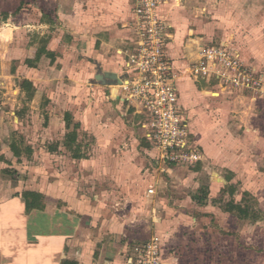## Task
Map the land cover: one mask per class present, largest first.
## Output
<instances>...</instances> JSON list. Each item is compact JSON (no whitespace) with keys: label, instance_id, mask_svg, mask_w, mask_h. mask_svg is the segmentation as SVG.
Returning <instances> with one entry per match:
<instances>
[{"label":"rangeland","instance_id":"374dc122","mask_svg":"<svg viewBox=\"0 0 264 264\" xmlns=\"http://www.w3.org/2000/svg\"><path fill=\"white\" fill-rule=\"evenodd\" d=\"M40 1L22 2L10 13L8 24L5 14L0 15V54L9 63L17 57L12 65L0 67L2 181L23 192L42 191L59 207L54 211L62 222L74 220L81 234L98 243L110 241L114 253L120 247L129 255L155 240L164 264H264V0L167 4L164 15L167 19L172 11L176 16L186 49L181 69L182 79L189 82L180 83V91L189 106L194 146L202 154L195 165L159 159L158 151L143 141L140 113L118 98V84L96 79L106 72L96 63L97 52L114 57L113 67L121 66L123 73L120 46H102L109 33L101 29L112 25L125 31L122 40L130 43L132 15L122 21L105 8L108 0H80L73 17L55 21L56 4ZM40 11L48 14L42 18ZM87 19L97 20L96 32ZM40 21L47 27L40 29ZM29 22L35 28L24 30ZM16 25L22 30H15ZM46 37L51 41L44 58L31 70L25 56L29 51L35 56ZM209 46L240 54L262 79L261 85L246 90L188 74L185 70ZM27 78L35 84L30 93L20 89ZM77 124L84 158L75 160L65 141ZM152 186L156 194L149 196ZM203 188L209 194L204 206L192 199ZM231 189L236 190L233 197ZM246 198L255 206L258 222L240 220L222 209L225 203Z\"/></svg>","mask_w":264,"mask_h":264},{"label":"built area","instance_id":"2783aa9c","mask_svg":"<svg viewBox=\"0 0 264 264\" xmlns=\"http://www.w3.org/2000/svg\"><path fill=\"white\" fill-rule=\"evenodd\" d=\"M170 0H135L131 9L132 35L124 57L118 98L129 110L141 115L144 138L160 154L159 159L174 165H195L202 154L194 146L190 118L181 104L179 81L183 70L168 55V43L175 30L164 13ZM208 79L215 78L235 88L256 89L261 78L253 75L240 54L225 46L203 48L196 62L187 70ZM155 194V188L148 190ZM127 264H164L155 240L143 250L128 255Z\"/></svg>","mask_w":264,"mask_h":264},{"label":"crops","instance_id":"0c3cea01","mask_svg":"<svg viewBox=\"0 0 264 264\" xmlns=\"http://www.w3.org/2000/svg\"><path fill=\"white\" fill-rule=\"evenodd\" d=\"M24 1L30 2L31 0H0V15L9 14L7 24L10 22V18L12 17L10 13H14V10L18 11L17 9ZM49 1L56 4V16L52 17L55 21H58V17L60 18L59 20L73 17V14H75L78 10L81 3L80 0ZM40 2L43 3L42 0ZM92 2L93 0H87V3L92 4ZM129 2L130 0H110V2L108 0V2H105L107 7L105 5L104 6L106 9H108V7L110 8L108 9V12H110L111 15H114L116 19H121L123 21L125 18L128 19L131 16V13L129 14L128 11L131 10L133 4H129ZM171 12L172 11L167 12V19L169 25H171L175 30V35L173 36V40L168 43L167 51L168 55L175 61L176 65L179 68H182L181 64L183 62L181 59L186 57V49L183 47L181 42L183 34H179V31L176 30L177 18L176 16H173L174 14ZM45 14L47 15L48 13L45 11L42 13V11H40V16L42 18ZM19 16H23V14H20ZM13 20L15 22V19ZM87 20L92 21V19ZM92 23L93 25H89V28L91 30L93 29V32H96L95 30L98 28L97 20L93 19ZM39 25L40 29L47 27V24H45L44 21H40ZM33 27L35 28V26L29 22L24 30L32 29ZM100 27L101 26L99 25V28ZM14 29L17 30L21 28L16 25ZM15 30L12 29L13 34L16 32ZM101 30H104V34L109 33L108 40H102V46H120V49L117 50L118 54L124 49H129L130 43H127L126 41L124 44V41L122 40V38L126 35L125 31L116 30L112 25L108 29ZM30 31L31 30H29V32ZM44 39L43 45H49L51 40H48V37ZM97 44L98 41L94 42L93 47L96 48ZM15 46H17V43L14 41L13 49L11 47L13 53L16 51ZM189 47L190 46L188 45V48ZM18 50L25 52L26 48L23 50L18 48ZM38 50L39 49H37L35 56H32V53H29V51L25 56V63L27 60L34 61ZM8 51L10 52V49H8ZM95 57L96 63L103 66V69L106 71L105 73H116L121 75L119 70L121 66L119 68L117 67L118 70L113 67L117 66L114 57L111 58L106 56L107 58H105L99 52L96 53ZM121 57L123 56H119L121 60L119 64H123ZM4 58L7 60L5 55L0 54V67L2 64L9 63L8 60L4 61ZM43 58L44 56L39 61V64L36 63V65H40ZM14 60H17L16 56H12L11 61L9 60V64L12 65ZM26 67L29 68L27 64ZM33 69L37 68H31V70ZM25 80H29L33 83V79L31 78H27ZM184 82L187 83L189 80L181 78L179 81V88L180 83ZM33 85L35 86L34 83ZM189 86L191 87L190 83ZM185 89L183 90V94L186 92ZM115 91L116 90H113V92ZM118 94L119 90L117 89V96ZM185 96V94L182 96L181 93V104L187 110L189 109V106L184 99ZM30 191L38 192L45 196V203L47 205L45 211H33L31 213H27L24 200L22 198L23 191L20 188H16L11 181H6V183H4L0 178V264H127L125 262V257L128 259V254L124 256L126 253H124L125 251H122L120 247L118 251H115L114 253V250H112L110 246V241L108 242V240L105 241V239H103L100 243H98V241H94L95 239L91 235L81 234L80 229L82 227L77 225L74 220L63 222L60 220L59 213L54 211L55 208L58 209L59 207L53 206L50 203L52 200L50 197H47V195L42 191Z\"/></svg>","mask_w":264,"mask_h":264},{"label":"trees","instance_id":"16d2710c","mask_svg":"<svg viewBox=\"0 0 264 264\" xmlns=\"http://www.w3.org/2000/svg\"><path fill=\"white\" fill-rule=\"evenodd\" d=\"M4 17L5 19H7L9 15L5 14ZM45 53H46V46L38 50L34 61L27 60L26 64L30 68H36L37 67L36 63H38L41 60V58L44 56ZM33 88H34V85L31 81L23 80L21 82L20 89L22 92L30 93L32 92ZM69 127H70V124H69ZM79 128H80V125L77 124L75 126L74 131L72 133L67 134L66 136L67 141H65V146L69 149V151L72 152V158L75 160L84 158L82 147L80 143L78 142ZM143 141L147 143V146H150V143H148L147 139L144 138ZM12 150L16 156L20 157L21 154L14 145L12 146ZM235 193H236V190L231 189L229 192V195L233 197ZM247 196L248 198L251 199L250 194H247ZM208 197H209L208 188H203L201 189L200 194L193 195L192 199L199 205L204 206L208 202ZM22 198L24 200L25 209L27 213H31L33 211H45L47 208V205L45 203V197L41 193L34 192V191H25L22 194ZM248 198L244 199L241 203H236L234 201L225 203L222 209L226 213L235 215L240 220H249V221L252 220L253 222H258L259 218L257 217L254 218L256 215H258V213L255 211L256 208L255 206H252V204L251 205L249 204V203H252V201ZM216 202L218 203V201Z\"/></svg>","mask_w":264,"mask_h":264},{"label":"water","instance_id":"95a60500","mask_svg":"<svg viewBox=\"0 0 264 264\" xmlns=\"http://www.w3.org/2000/svg\"><path fill=\"white\" fill-rule=\"evenodd\" d=\"M96 79L99 81H104L105 79H109L115 81L117 84H121V75L116 73H105L104 75H97Z\"/></svg>","mask_w":264,"mask_h":264}]
</instances>
